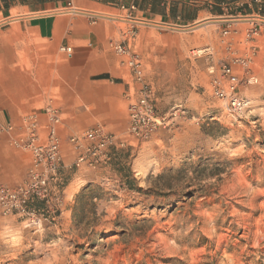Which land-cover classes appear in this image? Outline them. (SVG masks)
Instances as JSON below:
<instances>
[{"label":"rangeland","instance_id":"rangeland-1","mask_svg":"<svg viewBox=\"0 0 264 264\" xmlns=\"http://www.w3.org/2000/svg\"><path fill=\"white\" fill-rule=\"evenodd\" d=\"M196 5L213 17L160 28L128 12H70L55 17L72 33L53 40L5 25L4 98L23 109L22 126L58 115L61 162L50 205L32 204L40 224L0 213V264H264V28L250 38L248 19ZM232 58L248 60L256 80L240 84L237 115L210 86ZM142 84L160 125L136 142L127 106ZM94 128L114 138L109 161L77 169L69 139Z\"/></svg>","mask_w":264,"mask_h":264},{"label":"built area","instance_id":"built-area-1","mask_svg":"<svg viewBox=\"0 0 264 264\" xmlns=\"http://www.w3.org/2000/svg\"><path fill=\"white\" fill-rule=\"evenodd\" d=\"M258 6L256 16L240 17L248 19L249 29L247 36L254 38L264 28V16L260 13L264 8V0H253ZM145 25L169 27V25L141 21ZM228 31L224 32L227 35ZM62 52L69 53L70 48H61ZM118 56H126L127 51L120 45L114 47ZM137 59V58H136ZM134 59L129 65L138 73L139 64ZM238 68L237 69H235ZM242 72L240 76L239 72ZM213 74V71L210 72ZM137 77V82H140ZM255 83V77L250 74L248 60L232 58L230 63L222 64L218 75H212L211 90L214 97L222 102L224 111L229 115L239 114L247 103L239 96L240 84ZM152 92L148 86L142 84L137 99H129L128 135L136 142H147L160 125L154 114ZM48 124L44 128V139H41V125L36 114H30L23 119V135L14 139L11 145L18 149L30 152V164L25 179L15 186L0 185V213L5 216L24 217L31 225L41 223L42 215L33 207L34 202H40L46 207L50 205L56 193L57 171L61 162L60 139L57 132L59 117L53 110L46 112ZM9 131V130H8ZM114 138L101 128L87 130L72 136L69 144L75 154L74 167L86 166L95 170L109 161L108 149L113 145Z\"/></svg>","mask_w":264,"mask_h":264},{"label":"crops","instance_id":"crops-1","mask_svg":"<svg viewBox=\"0 0 264 264\" xmlns=\"http://www.w3.org/2000/svg\"><path fill=\"white\" fill-rule=\"evenodd\" d=\"M204 2L209 9L216 7L223 18L228 12L240 17L256 16L258 6L253 0H0V45H3L6 32L2 29L5 25L13 23H25L27 32L41 39H62L66 34H71V28L65 22L66 19L56 18V15L70 12L105 14L128 12L138 15L141 19L153 20L168 24L167 20L181 25H192L200 22L201 17L211 18V11L201 10L198 3ZM169 8L173 12L171 18L166 15L154 13V9ZM234 9V12H232ZM264 16V8L260 13ZM219 16V17H221ZM222 18V17H221ZM134 19V20H135ZM58 21H64L63 26ZM0 79V184L15 186L24 178L29 168L30 152L11 146V142L22 135L23 126L15 103L7 102L4 98L7 87L4 83L7 79L1 71ZM41 139H44V128H41ZM9 130V131H8ZM68 161L63 160V163ZM65 165V164H64ZM61 167V171L63 169Z\"/></svg>","mask_w":264,"mask_h":264},{"label":"trees","instance_id":"trees-1","mask_svg":"<svg viewBox=\"0 0 264 264\" xmlns=\"http://www.w3.org/2000/svg\"><path fill=\"white\" fill-rule=\"evenodd\" d=\"M97 79H102V80H106V79H108V77L106 76V75H103V76H100L99 78H97ZM41 205V203L40 202H34V206H40Z\"/></svg>","mask_w":264,"mask_h":264}]
</instances>
